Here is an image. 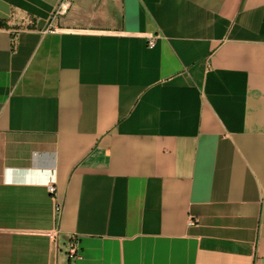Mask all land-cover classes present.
<instances>
[{"label":"crops","instance_id":"crops-1","mask_svg":"<svg viewBox=\"0 0 264 264\" xmlns=\"http://www.w3.org/2000/svg\"><path fill=\"white\" fill-rule=\"evenodd\" d=\"M61 1L0 0V264H264V0Z\"/></svg>","mask_w":264,"mask_h":264},{"label":"built area","instance_id":"built-area-1","mask_svg":"<svg viewBox=\"0 0 264 264\" xmlns=\"http://www.w3.org/2000/svg\"><path fill=\"white\" fill-rule=\"evenodd\" d=\"M70 8V2L69 0H62L58 7L55 9L53 13L54 18L63 17L67 14L68 10ZM154 45V38L149 39L148 46L152 47ZM48 191L51 195H54L55 193V187L50 185L48 187ZM60 208L56 207V211H59ZM191 224L196 223L194 220L190 222ZM67 257L71 260L80 259V251H79V243L76 238H71V240L68 243V249H67Z\"/></svg>","mask_w":264,"mask_h":264},{"label":"rangeland","instance_id":"rangeland-1","mask_svg":"<svg viewBox=\"0 0 264 264\" xmlns=\"http://www.w3.org/2000/svg\"><path fill=\"white\" fill-rule=\"evenodd\" d=\"M64 17V16H63ZM53 18V20H57V19H59V18H61V17H59V18H54V17H52Z\"/></svg>","mask_w":264,"mask_h":264}]
</instances>
